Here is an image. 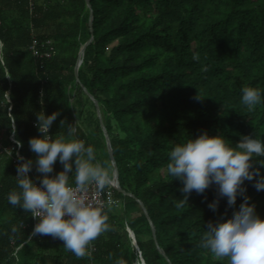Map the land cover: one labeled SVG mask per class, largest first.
Instances as JSON below:
<instances>
[{
  "label": "trees",
  "instance_id": "obj_1",
  "mask_svg": "<svg viewBox=\"0 0 264 264\" xmlns=\"http://www.w3.org/2000/svg\"><path fill=\"white\" fill-rule=\"evenodd\" d=\"M90 2L89 7L86 0H0V137L11 146L13 133L22 155L35 161L29 139L42 136L37 114L58 112L49 135L83 140L95 150L93 163L107 162L113 173L97 107L75 81L78 53L93 35L78 74L99 102L120 183L135 197L114 189L120 202L104 210L112 230L92 242L91 259H77L59 239L29 236L33 217L8 202V194L19 191L18 163L0 150V264H116L118 259L136 264L141 257L146 264H228L199 245L207 223L231 218L243 196L233 207L220 198L213 212L208 207L217 198L213 184L201 195L193 191L188 204L177 208L183 184L166 168L173 147L203 132L224 137L233 148L246 135L264 141V0ZM34 38L53 44V55H35ZM244 87L261 92V103L251 112L242 103ZM198 94L204 99H195ZM69 124L77 127L73 137ZM62 170L57 161L50 175ZM39 175L34 163L29 177L35 182ZM254 183L244 182L245 195L264 219V191ZM69 184H75L74 176Z\"/></svg>",
  "mask_w": 264,
  "mask_h": 264
},
{
  "label": "clouds",
  "instance_id": "obj_2",
  "mask_svg": "<svg viewBox=\"0 0 264 264\" xmlns=\"http://www.w3.org/2000/svg\"><path fill=\"white\" fill-rule=\"evenodd\" d=\"M192 58L198 61L199 55L194 54ZM195 99L204 98L198 94ZM242 103L249 112L253 111L261 103L260 90L244 87ZM58 115V112L47 116L43 112L37 114L35 126L42 136L29 139L30 151L36 159L26 160L18 155L15 177L19 191H11L8 202L37 221L30 237L51 236L61 240L65 250L77 259H91L92 242L112 229L103 205L93 203L87 193L92 186L97 193H102L113 185L114 178L110 168L93 163L95 150L91 145L86 146L79 139L66 140L63 135L56 139L49 135ZM64 123L61 121V125ZM76 132L77 127L69 124L68 136L73 137ZM16 143L20 145L19 141ZM259 157H264V141L260 139L246 135L233 148L224 137L209 136L207 132L177 144L169 153L167 174L183 184L184 196L176 202L177 208L188 204L193 191L201 195L213 184L218 189L217 198L208 205L213 212L217 211L220 198H226L228 206L233 207L237 197L243 196L239 210L234 211L231 218L207 223L199 245L217 260L227 258L228 264H264V219L256 214L255 205L249 203L250 197L245 195L243 187L245 181L255 179L253 187L264 191V176L260 175L264 159H255ZM57 161L63 170L50 175ZM34 163L36 172L41 174L37 176L38 184L28 175ZM70 173L75 178L74 187L69 184ZM117 203L111 199L107 201L109 206ZM12 232L16 233L17 228L13 227ZM116 264H125V261L118 259Z\"/></svg>",
  "mask_w": 264,
  "mask_h": 264
},
{
  "label": "water",
  "instance_id": "obj_3",
  "mask_svg": "<svg viewBox=\"0 0 264 264\" xmlns=\"http://www.w3.org/2000/svg\"><path fill=\"white\" fill-rule=\"evenodd\" d=\"M87 1V4L88 6L90 7L91 6V2L90 0H86ZM89 23H90V29L91 31H93V27H92V21H93V11L92 9H90V18H89ZM93 40V35H91V37L82 45V47L80 48V51L78 53V58H77V62H76V66H75V75H76V79L75 81H77L80 86L82 87V89L89 95V97L94 101L96 107H97V111H98V116H99V119H100V123H101V126H102V129L104 131V134H105V138H106V144H107V149H108V153L110 155V158H111V162H112V165H113V178H114V188L125 194V195H129V196H133L135 197V195L127 190H125L121 183H120V179H119V169H118V164H117V161H116V158H115V155H114V150H113V147H112V142H111V137H110V134L108 132V129L103 121V118H102V113H101V109H100V105H99V102L97 100V98L89 92V90L87 89V87L82 83V81H80V77H79V74H78V70H79V67L83 61V56H84V53L86 51V47L88 46V44ZM138 202L140 203V205L142 206L143 208V211L144 213L147 215L149 221H150V225H151V228H152V232H153V236H154V239H155V242H156V245H157V248L159 250V252L164 255L165 257H167L166 255V252L165 250L159 245L158 243V240H157V235H156V227L155 225H153V221H152V218L150 217L149 215V212L146 208V206L144 205V203L142 202L141 199L137 198ZM127 230L129 232V235L130 237L132 238V242L133 244L135 245L136 249H139V246H138V243H137V240H136V236H135V233L133 232V230L128 226L127 227ZM140 257H141V252H140ZM136 264H146L145 263V260L141 257L140 258V261L138 260L136 262Z\"/></svg>",
  "mask_w": 264,
  "mask_h": 264
},
{
  "label": "built area",
  "instance_id": "obj_4",
  "mask_svg": "<svg viewBox=\"0 0 264 264\" xmlns=\"http://www.w3.org/2000/svg\"><path fill=\"white\" fill-rule=\"evenodd\" d=\"M30 49L33 51V53L35 55L41 56V57L42 56L51 57L54 53V50H55L53 44H51L50 42H47V41H40L38 38L33 39L32 43L30 45ZM9 138L13 142V145H11V146L4 144L3 141L1 140V137H0V150L5 151L9 155H12L14 162L18 163L19 162L18 161V155H22V153L20 152V147H21L20 145L21 144L18 145L16 143L17 140H16L13 133L9 136ZM22 156L26 159V157L24 155H22ZM35 182L37 184L39 183V181H35ZM71 186L74 187L75 184H71ZM114 189H115L114 185H112L111 187L105 188L102 193H97L95 190V186H92L90 188L89 192L87 193V195H88L89 199L92 200L93 203H95L97 205H103V208L105 210L108 207H110L107 204V201L109 199H111L113 201L120 202V199L115 196ZM113 205H115V204H113ZM34 222L37 223V221L35 219H34ZM90 249L91 250L94 249L93 243L91 244Z\"/></svg>",
  "mask_w": 264,
  "mask_h": 264
},
{
  "label": "rangeland",
  "instance_id": "obj_5",
  "mask_svg": "<svg viewBox=\"0 0 264 264\" xmlns=\"http://www.w3.org/2000/svg\"><path fill=\"white\" fill-rule=\"evenodd\" d=\"M103 163V166L106 167V168H110L109 164L107 162H102ZM111 170V169H110Z\"/></svg>",
  "mask_w": 264,
  "mask_h": 264
}]
</instances>
